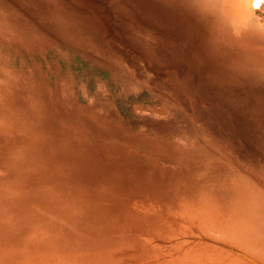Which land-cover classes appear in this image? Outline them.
I'll return each instance as SVG.
<instances>
[{"label":"bare ground","instance_id":"obj_1","mask_svg":"<svg viewBox=\"0 0 264 264\" xmlns=\"http://www.w3.org/2000/svg\"><path fill=\"white\" fill-rule=\"evenodd\" d=\"M0 264H264V0H0Z\"/></svg>","mask_w":264,"mask_h":264},{"label":"rangeland","instance_id":"obj_2","mask_svg":"<svg viewBox=\"0 0 264 264\" xmlns=\"http://www.w3.org/2000/svg\"><path fill=\"white\" fill-rule=\"evenodd\" d=\"M81 69H82V72H84L86 75H93V74H95V70H96L95 68L89 67L87 64H84L83 66H80V71H81Z\"/></svg>","mask_w":264,"mask_h":264},{"label":"snow or ice","instance_id":"obj_3","mask_svg":"<svg viewBox=\"0 0 264 264\" xmlns=\"http://www.w3.org/2000/svg\"><path fill=\"white\" fill-rule=\"evenodd\" d=\"M257 7H259V4H257Z\"/></svg>","mask_w":264,"mask_h":264}]
</instances>
